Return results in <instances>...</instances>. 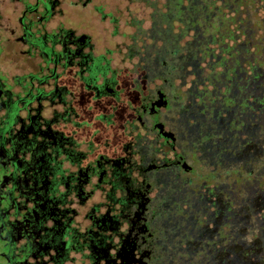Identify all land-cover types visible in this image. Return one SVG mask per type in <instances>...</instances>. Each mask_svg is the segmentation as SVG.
Wrapping results in <instances>:
<instances>
[{
  "label": "flooded vegetation",
  "instance_id": "af4514ba",
  "mask_svg": "<svg viewBox=\"0 0 264 264\" xmlns=\"http://www.w3.org/2000/svg\"><path fill=\"white\" fill-rule=\"evenodd\" d=\"M102 1L70 3H93L102 21ZM66 5L0 0V264H149L154 168L137 153L142 141L164 144L148 104L159 92L171 107L174 99L155 82L156 65L124 66L135 53L96 49L89 32L56 20ZM96 26L104 41L117 32ZM129 123L136 134L123 129ZM167 148L164 163L175 168Z\"/></svg>",
  "mask_w": 264,
  "mask_h": 264
},
{
  "label": "rangeland",
  "instance_id": "374dc122",
  "mask_svg": "<svg viewBox=\"0 0 264 264\" xmlns=\"http://www.w3.org/2000/svg\"><path fill=\"white\" fill-rule=\"evenodd\" d=\"M66 3L56 20L89 32L96 49L108 45L123 58L135 53L124 66L142 63L150 71L156 65L155 82L174 99L171 107L159 92L148 104L164 144L142 141L137 153L154 168L149 264H264V113L256 114L264 106V0H104L101 10L115 27L98 20L93 3ZM231 19L243 24L225 32L233 29ZM96 23L117 32L104 41ZM235 38L247 49L228 56L222 51ZM161 107L163 116L155 110ZM140 114L136 126L149 138L152 128ZM136 126L123 129L136 134ZM142 138L134 135L135 145ZM113 140L112 134L117 152ZM171 144L175 168L166 164Z\"/></svg>",
  "mask_w": 264,
  "mask_h": 264
},
{
  "label": "trees",
  "instance_id": "16d2710c",
  "mask_svg": "<svg viewBox=\"0 0 264 264\" xmlns=\"http://www.w3.org/2000/svg\"><path fill=\"white\" fill-rule=\"evenodd\" d=\"M234 2H235V4L237 3V0H234ZM229 22H230V24H231V26H232V28L233 29H231V30H226L225 32H230V33H232V31L234 30V28L236 27L237 29H238V26L239 25H241V24H243L241 21L240 22H234L233 21V19H231V20H229ZM247 30V29H246ZM240 31V30H239ZM248 31V30H247ZM220 35V34H219ZM230 38V37H229ZM237 38V37H236ZM235 38V39H236ZM231 39V38H230ZM243 41V39L242 38H239V39H236V41L235 40H233L232 39V45H227V46H224L226 49H224L222 52H224V53H226L228 56H232V52L234 51V53L235 54H237L239 51H242V50H244V49H247V48H245V47H247V46H245V44L242 42ZM232 47V48H231ZM235 61H237V60H235ZM241 65V64H240ZM255 66H257V65H259V64H254ZM254 69H255V67H254ZM239 72H242L243 70L241 69V68H239V70H238ZM256 73H257V70H254ZM260 87V86H259ZM262 88V87H261ZM261 96L264 98V90H263V92H261ZM262 113H264V106H258V108H257V113L256 114H258V115H260V114H262ZM248 124H250L249 126L250 127H253L255 124L253 123V119H251L250 120V122L248 123Z\"/></svg>",
  "mask_w": 264,
  "mask_h": 264
}]
</instances>
